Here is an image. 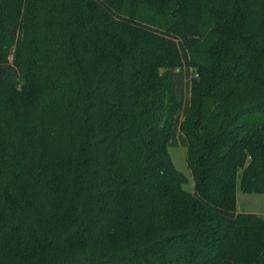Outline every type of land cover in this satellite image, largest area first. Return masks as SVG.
Here are the masks:
<instances>
[{
    "label": "trees",
    "instance_id": "obj_1",
    "mask_svg": "<svg viewBox=\"0 0 264 264\" xmlns=\"http://www.w3.org/2000/svg\"><path fill=\"white\" fill-rule=\"evenodd\" d=\"M239 179L264 193V0H0V264H264Z\"/></svg>",
    "mask_w": 264,
    "mask_h": 264
},
{
    "label": "rangeland",
    "instance_id": "obj_2",
    "mask_svg": "<svg viewBox=\"0 0 264 264\" xmlns=\"http://www.w3.org/2000/svg\"><path fill=\"white\" fill-rule=\"evenodd\" d=\"M168 149L176 167L188 178L185 188L189 191H194V179L188 166V146L172 144ZM237 209L239 212L257 213L264 217V193L244 192L241 189L239 179L237 186Z\"/></svg>",
    "mask_w": 264,
    "mask_h": 264
}]
</instances>
